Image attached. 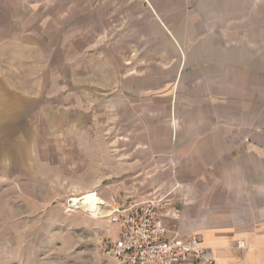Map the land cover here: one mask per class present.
Returning a JSON list of instances; mask_svg holds the SVG:
<instances>
[{
  "label": "crops",
  "instance_id": "0c3cea01",
  "mask_svg": "<svg viewBox=\"0 0 264 264\" xmlns=\"http://www.w3.org/2000/svg\"><path fill=\"white\" fill-rule=\"evenodd\" d=\"M189 4L0 0V171L167 194L171 233L214 264H264V68L203 48Z\"/></svg>",
  "mask_w": 264,
  "mask_h": 264
},
{
  "label": "rangeland",
  "instance_id": "374dc122",
  "mask_svg": "<svg viewBox=\"0 0 264 264\" xmlns=\"http://www.w3.org/2000/svg\"><path fill=\"white\" fill-rule=\"evenodd\" d=\"M188 9L210 21L196 27L203 48L225 52L228 64L264 68V0H190ZM258 74L264 91V71ZM9 175L0 171V264H113L100 239L114 238L117 226L67 207L86 192L64 181L38 185Z\"/></svg>",
  "mask_w": 264,
  "mask_h": 264
},
{
  "label": "built area",
  "instance_id": "2783aa9c",
  "mask_svg": "<svg viewBox=\"0 0 264 264\" xmlns=\"http://www.w3.org/2000/svg\"><path fill=\"white\" fill-rule=\"evenodd\" d=\"M72 198L67 207L78 208L71 205ZM167 204V194H154L141 202H132L120 192L113 193L109 202L102 200L98 204L100 211L106 206L109 209L104 215L94 217L106 216L117 226L114 238L100 239L106 244L105 254L113 264H214L199 245L197 234L171 233L160 211ZM173 216L179 219L180 211L174 209ZM238 246L244 245L239 242Z\"/></svg>",
  "mask_w": 264,
  "mask_h": 264
},
{
  "label": "bare ground",
  "instance_id": "6f19581e",
  "mask_svg": "<svg viewBox=\"0 0 264 264\" xmlns=\"http://www.w3.org/2000/svg\"><path fill=\"white\" fill-rule=\"evenodd\" d=\"M71 205L74 207L81 208L82 210L89 212L93 217L100 211L99 203H101V198L93 191L86 192L80 197H73Z\"/></svg>",
  "mask_w": 264,
  "mask_h": 264
}]
</instances>
